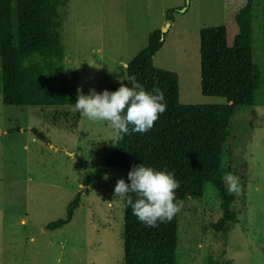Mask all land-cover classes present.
Returning a JSON list of instances; mask_svg holds the SVG:
<instances>
[{
  "label": "rangeland",
  "instance_id": "obj_1",
  "mask_svg": "<svg viewBox=\"0 0 264 264\" xmlns=\"http://www.w3.org/2000/svg\"><path fill=\"white\" fill-rule=\"evenodd\" d=\"M247 0H66L58 8L67 88L87 94L126 77L124 65L162 29L168 8H179L153 56L156 67L176 72L182 104H223L200 89L199 33L225 24ZM254 46L263 84L253 106L238 107L221 155V170L240 178L232 208L237 221L225 231L210 224L221 216L219 191L204 184L206 198H188L178 212L177 264H264V0H255ZM184 11H180V9ZM32 128L47 141L37 138ZM107 122H94L66 106H17L1 101L0 264H123L124 202L114 195L118 166L85 192L82 179L112 150ZM246 162L237 174L234 170ZM107 176V179H105ZM66 225L50 230L77 193Z\"/></svg>",
  "mask_w": 264,
  "mask_h": 264
},
{
  "label": "trees",
  "instance_id": "obj_2",
  "mask_svg": "<svg viewBox=\"0 0 264 264\" xmlns=\"http://www.w3.org/2000/svg\"><path fill=\"white\" fill-rule=\"evenodd\" d=\"M255 0L246 3L234 15L235 31L227 25L204 27L199 33L200 89L208 97H222L223 104H182L176 72L156 67L153 56L162 47L161 29L148 34L147 43L127 63L126 77L102 88L116 90L135 76L151 90L153 85L164 91L166 111L145 133H129L113 145L106 160L85 175V192L107 168L118 166L127 173L133 165L143 163L155 169L173 171L180 182L176 190L181 201L206 198L204 184L219 191L221 216L210 224L225 231L229 222L237 221L232 208L233 195L227 190L221 170L222 149L227 141L236 109L253 106L263 84L262 66L254 46ZM66 0H0V86L1 101L17 106L73 105L76 93L67 88L61 18L58 8ZM179 8H168L165 16L174 20ZM37 54L34 56L33 54ZM38 57V58H37ZM33 134L47 141L39 130ZM246 168L242 162L234 171ZM80 201V193L66 207L64 217L47 223L54 230L69 223ZM178 213L167 223L146 227L124 203L123 264H177ZM231 260L211 261L230 264Z\"/></svg>",
  "mask_w": 264,
  "mask_h": 264
},
{
  "label": "clouds",
  "instance_id": "obj_3",
  "mask_svg": "<svg viewBox=\"0 0 264 264\" xmlns=\"http://www.w3.org/2000/svg\"><path fill=\"white\" fill-rule=\"evenodd\" d=\"M127 81L130 83H121L114 91L103 89L97 92L90 88L84 94L78 88L73 104L74 111L88 120L107 122L112 130L113 145L130 132H148L167 108L164 91L160 87L153 85L151 90H146L134 75L128 76ZM127 181L124 178L117 180L114 195L130 206L132 214L146 227L155 228L160 223L170 222L181 211L183 201L176 194L180 182L173 171L140 163L130 168ZM224 181L230 193H239L238 176L226 173Z\"/></svg>",
  "mask_w": 264,
  "mask_h": 264
},
{
  "label": "water",
  "instance_id": "obj_4",
  "mask_svg": "<svg viewBox=\"0 0 264 264\" xmlns=\"http://www.w3.org/2000/svg\"><path fill=\"white\" fill-rule=\"evenodd\" d=\"M185 8L180 9V11H184ZM170 26V21L166 23V25L161 29V39H164L165 33L168 30V27Z\"/></svg>",
  "mask_w": 264,
  "mask_h": 264
}]
</instances>
